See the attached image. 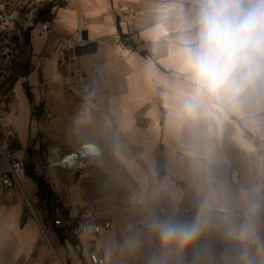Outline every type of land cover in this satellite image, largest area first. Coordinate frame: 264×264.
<instances>
[{"label": "crops", "instance_id": "0c3cea01", "mask_svg": "<svg viewBox=\"0 0 264 264\" xmlns=\"http://www.w3.org/2000/svg\"><path fill=\"white\" fill-rule=\"evenodd\" d=\"M57 13L63 21L52 24L54 34L31 30L14 62L20 72L14 156L26 150L33 159L19 173L32 211L20 194L0 196V264H90L86 254L93 249L105 264H146L127 257V244L102 223L78 240L65 239L51 213L34 209L42 201L30 172L43 176L72 219L78 206L105 201V188L121 182L140 195L173 199L183 193L196 158L208 160L212 141L243 151L252 149L254 138L264 139V78L192 113L184 103L192 84L182 40L195 34L196 0H64ZM78 34L88 40L80 49L89 59L88 96L67 88L56 56L36 65L59 35ZM87 143L99 147L100 157L79 171L51 165L44 176V165Z\"/></svg>", "mask_w": 264, "mask_h": 264}, {"label": "rangeland", "instance_id": "374dc122", "mask_svg": "<svg viewBox=\"0 0 264 264\" xmlns=\"http://www.w3.org/2000/svg\"><path fill=\"white\" fill-rule=\"evenodd\" d=\"M218 146L212 141L208 160L196 158L182 182L183 193L173 199L140 195L136 187L121 182L105 188L108 199L78 206V213L89 208L107 218L120 242L127 244V257L146 264H264V139L254 138L252 149L243 151L229 144ZM50 190L51 199L35 205L36 212L51 213L58 201ZM198 217L204 227L183 248L163 244L150 227L157 218L190 224ZM245 225L255 233L253 242L238 237Z\"/></svg>", "mask_w": 264, "mask_h": 264}, {"label": "built area", "instance_id": "2783aa9c", "mask_svg": "<svg viewBox=\"0 0 264 264\" xmlns=\"http://www.w3.org/2000/svg\"><path fill=\"white\" fill-rule=\"evenodd\" d=\"M63 1L0 0V196L12 199L20 194L31 211L32 205L27 199L19 173L33 159L26 150H23L22 158L14 156L16 145L20 143L19 134L12 123V116L17 113L14 84L20 76V72L15 70L14 62L19 49L26 44L31 30L38 29L47 35L54 34L52 24L63 21L57 13ZM87 45L88 40L82 34L59 35L56 47L41 53L36 65L39 67L56 56L57 69L67 88L78 95L88 96L89 59L85 53L80 52ZM100 155L101 150L97 145L83 144L75 151L59 154L60 161L57 166L80 170L87 165L88 160L97 159ZM51 165H55L54 162L43 166L45 177H48L45 169ZM65 209L64 204L57 202L51 214L53 225L62 231L67 240H78L95 223H102L107 229H115L111 221L92 209L83 208L75 219L66 216ZM86 257L90 264H105L104 257L97 249L88 251Z\"/></svg>", "mask_w": 264, "mask_h": 264}, {"label": "clouds", "instance_id": "9594fccd", "mask_svg": "<svg viewBox=\"0 0 264 264\" xmlns=\"http://www.w3.org/2000/svg\"><path fill=\"white\" fill-rule=\"evenodd\" d=\"M196 3L195 34L182 40L184 64L192 84L184 103L192 113L234 97L243 85L264 78V0ZM150 227L163 244L183 248L198 238L204 225L199 217L190 224L157 218ZM238 237L245 243L256 238L248 225L240 228Z\"/></svg>", "mask_w": 264, "mask_h": 264}, {"label": "trees", "instance_id": "16d2710c", "mask_svg": "<svg viewBox=\"0 0 264 264\" xmlns=\"http://www.w3.org/2000/svg\"><path fill=\"white\" fill-rule=\"evenodd\" d=\"M26 91L28 98L30 99V101H32L33 100L32 93L30 92V89L27 85H26ZM30 176L37 182L39 186L38 195L40 199L43 201L50 200L52 196V192L50 190L49 185L45 182V180L42 177L37 176L33 171L30 172Z\"/></svg>", "mask_w": 264, "mask_h": 264}, {"label": "bare ground", "instance_id": "6f19581e", "mask_svg": "<svg viewBox=\"0 0 264 264\" xmlns=\"http://www.w3.org/2000/svg\"><path fill=\"white\" fill-rule=\"evenodd\" d=\"M60 161V159L58 158L56 161H54L55 165H58V162Z\"/></svg>", "mask_w": 264, "mask_h": 264}]
</instances>
